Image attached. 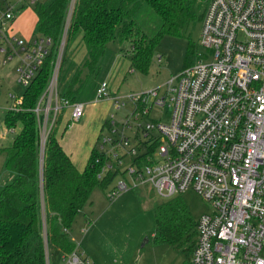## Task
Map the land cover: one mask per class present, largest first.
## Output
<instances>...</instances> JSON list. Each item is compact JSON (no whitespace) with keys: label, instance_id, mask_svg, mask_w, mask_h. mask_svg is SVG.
Masks as SVG:
<instances>
[{"label":"built area","instance_id":"obj_1","mask_svg":"<svg viewBox=\"0 0 264 264\" xmlns=\"http://www.w3.org/2000/svg\"><path fill=\"white\" fill-rule=\"evenodd\" d=\"M36 1L17 0L8 10L0 8L2 62L16 58V83L23 90L52 45L50 36L26 37L14 28L16 12ZM75 3L70 0L53 71L34 107L42 155L60 116L70 110L71 125L85 113V103L63 96L58 83ZM202 20L199 45L205 53L167 81V93L160 96L155 88L130 95L136 103L133 116L142 112L149 118L145 126L138 125L144 142L140 135L138 140L149 146L157 141L153 150L138 151L124 135L104 139L116 148L104 170L123 171L107 195L114 198L149 184L168 199L192 188L211 205L196 223L193 264H264V0H209ZM9 97L12 107H21L23 91L9 92ZM119 98L112 95L110 81L101 80L96 101L111 99L120 108L125 102ZM165 103L172 107L169 121L150 118L151 107ZM118 147L126 152L119 154ZM126 155L130 162L123 169ZM42 211L46 264H53L44 203ZM61 256L64 264H94L79 244Z\"/></svg>","mask_w":264,"mask_h":264},{"label":"trees","instance_id":"obj_2","mask_svg":"<svg viewBox=\"0 0 264 264\" xmlns=\"http://www.w3.org/2000/svg\"><path fill=\"white\" fill-rule=\"evenodd\" d=\"M69 3L70 0H37L32 4L37 14L33 35L50 36L52 45L41 69L23 90L21 107L8 108L4 119L8 127L19 124L21 129L12 144L2 148L6 152L5 166L14 175L0 185V264H46L43 203L49 245L62 252H72L77 243L70 239L65 228H71L94 187L101 185L104 189L123 173L119 167L104 170L110 157L97 146L80 171L59 139L62 116L48 134L43 155L41 152L40 128L34 107L53 71ZM144 4L151 6L162 19L159 31L151 39L137 23L136 16ZM197 7L198 0H76L66 49L81 38L87 48L85 65L94 70L108 42L131 38L134 49L131 67L147 72L156 45L164 35L185 34L183 30L189 24L198 17L203 19L204 13L198 15ZM193 46L191 41L188 51L193 50ZM79 71L62 92L71 100L75 99L79 89L76 87ZM104 126L110 128V120ZM156 145L157 141L148 151ZM196 223L180 196L166 198L155 207L154 240L179 245L189 242L193 250Z\"/></svg>","mask_w":264,"mask_h":264},{"label":"rangeland","instance_id":"obj_3","mask_svg":"<svg viewBox=\"0 0 264 264\" xmlns=\"http://www.w3.org/2000/svg\"><path fill=\"white\" fill-rule=\"evenodd\" d=\"M16 1L2 0L0 8L8 10ZM208 4L209 0H198V15L205 13ZM16 15L18 20L15 29L21 35L30 36L31 32L35 30L36 24L37 14L34 7L29 6L20 9ZM136 18L148 39L156 35L162 23L159 14L148 4L142 6ZM202 21L198 17L197 21L189 24L183 30L185 34L164 35L156 45L147 72L130 67L134 54L131 38L124 41L116 38L108 42L104 55L99 59V66L96 63L94 70L85 63L81 65L79 82L76 87L78 85H82V87L77 96L78 94L91 93L92 85L96 81L111 74L116 78L114 86L116 82L119 84L112 95L114 97L119 96L120 101L125 102V105L120 108H117L113 101L101 103L98 110L99 114L96 116L97 119L91 124L97 127L105 119L114 120L111 128L108 129L106 126L103 128L100 140L95 145L110 157L107 165L112 164L111 154L116 148L113 142L104 141L106 137L117 140L122 135L128 136L129 146H136L138 151L148 150L149 145L138 140V135H140L144 142L141 128L138 125L145 126L149 118L142 115L141 110L137 119L133 116L136 103L131 100L130 95L144 93L155 88L159 90L160 96L167 93V81L178 74L182 68L195 62L199 57L198 53H205V48L199 45ZM191 41L194 43V49L188 51ZM73 45L74 43L68 45L59 72L58 83L61 91L66 90L73 76L72 69L75 62L70 59V55L74 53L78 58L85 52L82 42L77 43L74 52H72ZM4 57L5 53L0 51V147L11 144L14 136L21 129L19 124L8 127L4 119L7 109L14 105L13 99L9 97V92L20 93L23 91V87L16 83V58L3 63ZM159 57H161L160 60ZM119 77L120 81H118ZM152 101L153 95H149L148 102L152 103ZM171 110L172 107L167 103L164 105L155 104L151 107L149 116L167 122ZM128 119L129 123H127ZM70 128L68 127V129ZM84 130L85 127L82 125L77 127V132L80 135ZM78 133L76 134L79 135ZM153 134H157V132L153 131ZM129 146L127 145L128 148ZM117 150L121 155L126 152L124 147H118ZM129 162L130 155H126L123 169ZM5 173L3 170V153H0V182L9 181L5 177ZM118 178L119 175L104 189L101 185L94 187L88 202L78 211L71 228L68 229L70 239L77 245L79 244L81 249L84 247L90 253V258L95 260V264H193L192 248L189 242L179 245L168 241L154 240L155 207L166 198L159 195L149 184L130 188L118 196L110 198L107 192ZM175 196H180L185 201L195 221H198L202 214L211 211V205L192 188H188ZM48 252L53 264L65 263L59 248L50 245Z\"/></svg>","mask_w":264,"mask_h":264},{"label":"crops","instance_id":"obj_4","mask_svg":"<svg viewBox=\"0 0 264 264\" xmlns=\"http://www.w3.org/2000/svg\"><path fill=\"white\" fill-rule=\"evenodd\" d=\"M17 20L18 19L16 17L14 21V28H16ZM30 35H33V31L31 32ZM78 42H82V44H84L83 46L85 48V52L81 57H78V58H76V55L74 53L70 55V59L72 61L74 60L75 62V64L72 63L73 64V69H72L73 76L72 77H74V74L80 70L81 65L85 63L86 56H87V48L85 46L84 41L81 38H78L77 40L73 42L74 48L72 52H74V50L76 49L75 47ZM98 66H99V63H98ZM103 79H108L110 81L112 93L113 91H116L117 85L119 84H117L118 82H116V85L114 86V83L116 81V78H114V75H111V74L106 75L105 78H102L101 80ZM101 80L96 81V83L92 85V90H91V93L89 94H85V95L78 94L77 96V93L79 92V89L82 87V85L77 86V88L79 89L77 90L78 92H76L75 100L82 101L85 103V113L80 118V120H77L73 122L71 125H68L67 122L69 121V117H70V114H69L70 110L68 109L69 111L61 119L60 126H59L58 135L60 136L59 137L60 142L63 145V148L65 149V151L70 155L73 162L75 163V165L78 167L80 171H83V169L85 168L91 153H93L92 152L93 148L95 147V145L98 144L100 140V135L102 133L103 128L105 127L104 124L108 120V119H105L103 122L101 121L99 123V126L97 125V127L91 125L97 119L96 116H98L99 114L98 110H99L100 104L105 101L112 102L111 99H103V100L96 101L95 99L96 90ZM118 81H120V77L118 78ZM81 125L85 127V130L80 135V133L77 132V127ZM68 127H71V128L68 129ZM106 127L109 128L108 126ZM76 133H78L79 135H77ZM7 146L0 147V153L1 154L3 153V170L6 172L5 177L11 180L14 173L11 170L5 168L6 167L5 166L6 152L3 151L2 149ZM5 183L7 182L1 181L0 185L5 184ZM83 250L86 251V253L90 256V253L85 248ZM92 260L95 264V260L94 259Z\"/></svg>","mask_w":264,"mask_h":264}]
</instances>
